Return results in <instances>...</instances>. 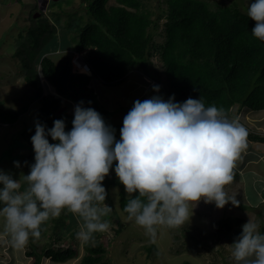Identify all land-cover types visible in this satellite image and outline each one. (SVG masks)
<instances>
[{"label":"trees","instance_id":"1","mask_svg":"<svg viewBox=\"0 0 264 264\" xmlns=\"http://www.w3.org/2000/svg\"><path fill=\"white\" fill-rule=\"evenodd\" d=\"M83 2L87 5L88 18L76 33L74 49L64 51L54 58L49 55L47 46L57 38L58 27L44 11L35 16L39 11V1L29 4L27 0H6L4 3L0 0V5L9 4L14 9L10 18L0 21V24L4 23L0 25V43L7 41L6 38L15 42L13 57L23 64L27 83L37 91L31 101L23 105L13 108L0 106V123L13 124L28 110L31 102L36 100L38 103L35 122L22 131V136L31 148L23 162L26 172L30 171V165L35 162L31 142V136L35 134V123L38 121L46 125L47 129L54 126V120L64 119L65 130L70 131L74 108L80 101H84V107L99 112L105 123L115 129L116 141L120 140L123 122L114 121L116 111L109 109L98 97L92 85L93 80H99L104 85L121 84L131 71L139 70L155 79L154 85L160 86L159 92H163L165 100L173 94L175 102L179 103L189 97H202L205 107L214 104L222 107L229 118L238 119L240 110H264V42L253 37L251 29L255 21L247 16L246 9L242 8L238 0L229 4L224 0L215 4L206 0H161L162 10L156 17L145 0ZM162 19L165 21L161 24ZM160 27L165 36L162 42L154 38ZM74 50L86 51L84 58L90 64V73L74 70ZM155 55L164 69L160 70L156 66L153 59ZM161 74L165 75V83L161 82ZM42 77L53 90H47L49 88L45 87L46 82H42ZM235 106L238 109L233 112ZM64 107V111L60 112ZM239 122L247 129L250 140L264 143V132L252 129L241 119ZM49 142L56 143L53 140ZM115 165L114 161L109 175L102 183L107 191L106 200H113V186L120 187V205L124 210L132 197L125 192L116 176ZM239 178V172L234 168V181L238 182ZM248 206L253 211L258 207L251 204ZM263 221L258 219L261 234H264ZM47 223L52 224L51 237L59 241L62 239L60 230H70L77 225L78 228L71 233L75 238L80 227L77 216L63 211L59 217L50 218L41 225L39 241H42L45 234H49L50 230L45 226ZM119 223L122 225L121 220ZM245 223L244 215L227 213L216 221L215 231L224 236L236 225ZM0 230L3 232V226H0ZM95 234L94 240L83 242L82 256L80 248L73 243L64 245L49 240L40 246L32 238L26 254L34 258L35 264H40L46 257L57 262L69 260L70 263L80 258L78 264H110L106 259V247L98 239L101 233ZM145 247L149 252L162 254L155 242L145 244ZM182 264L192 262L186 259L182 260Z\"/></svg>","mask_w":264,"mask_h":264},{"label":"clouds","instance_id":"2","mask_svg":"<svg viewBox=\"0 0 264 264\" xmlns=\"http://www.w3.org/2000/svg\"><path fill=\"white\" fill-rule=\"evenodd\" d=\"M246 11L255 21L253 37L264 42V0L250 2ZM155 83L150 86L154 96L136 100L124 117L119 141L115 129L94 108L84 107V101L74 108L70 131L64 119L54 120L47 129L35 123V162L23 175L27 186L21 191L20 179L0 170V219L12 248L21 251L30 238L38 240L41 225L65 210L81 221L76 237L84 243L108 231L109 222L103 218L112 209L104 203L102 182L114 161L115 174L132 197L124 207L127 218L152 239L158 226L189 223L192 202H214L217 208L229 201L239 205L225 187L232 183L236 163L248 146L247 129L222 107H205L202 97L179 103L173 94L165 101ZM13 163L20 167L18 161ZM231 245L236 264H264V234L257 223L243 224Z\"/></svg>","mask_w":264,"mask_h":264},{"label":"rangeland","instance_id":"3","mask_svg":"<svg viewBox=\"0 0 264 264\" xmlns=\"http://www.w3.org/2000/svg\"><path fill=\"white\" fill-rule=\"evenodd\" d=\"M6 0H2L4 3ZM29 4L35 0H27ZM115 0H111L113 3ZM213 4L221 3L222 0H206ZM226 3H231L233 0H224ZM155 12V17L162 10L160 7L161 0H145ZM242 4V8L247 10L250 2L254 0H238ZM3 8H2V7ZM86 3L83 0H50L48 8L45 11L46 16L54 22L58 27L57 38L53 43L47 46L49 55L57 58L64 51L74 49L77 42L76 33L85 23L87 16ZM164 6V5H163ZM13 7L9 4L0 5V21L10 18L13 12ZM2 17V18H1ZM165 21L162 19L161 24ZM1 23L0 25H3ZM155 40L162 42L165 39L161 31V27L154 35ZM2 32L0 31V42L2 41ZM7 41L0 43V106L13 108L18 105L30 102L31 97L37 94V91L30 87L25 79V70L18 58L13 57L15 52V42L6 38ZM76 51V50H74ZM158 56L153 57L156 66L160 70L164 69L162 62L158 61ZM136 79H131L132 77ZM161 82L165 83V75L161 74ZM95 79V77H93ZM94 81V80H93ZM99 81V80H98ZM136 82V90L134 94L139 93L140 97L136 100H145L152 96L150 86L156 82L154 78H150L142 71L133 70L123 81V84H114L107 86L110 94H124L123 88L126 83L132 85ZM101 82H92L95 89L98 91V84ZM127 85L126 87L130 86ZM53 90L50 83L46 82V86ZM150 88V89H149ZM108 92H103L101 96L107 95ZM162 96L163 92H159ZM163 97V96H162ZM164 99V97H163ZM165 100V99H164ZM167 100V99H166ZM165 100V101H166ZM133 101V105L134 102ZM117 101L116 105H120ZM5 103V104H4ZM111 104L114 103L111 101ZM131 104V103H130ZM121 108V105L119 106ZM38 108L37 101L30 103L28 110L23 113L20 118L13 124L0 123V170L6 173H11L14 179H20L21 191L27 186L23 180V175L29 174L23 168V162L26 156L31 152L26 138L22 136V131L36 120V112ZM237 106L233 112L237 111ZM130 111V110H129ZM128 111V112H129ZM126 112V114L128 113ZM239 113V112H238ZM115 119V114H114ZM247 126L259 132H264V110H240L238 114ZM52 142V139H49ZM247 148L242 153L241 159L236 163V169L239 172V180L232 181L231 184L225 187L229 197H235L239 201L238 206H234L229 201L223 208H217L215 203H205L203 200L196 205L195 202L190 204L193 208V214L190 217V222H186L179 228H167L164 226L157 227V234L154 239L150 238L145 230L136 225L134 220H128V214L121 208L120 205V187L113 186L111 188V196L113 200L107 199L104 203L111 207L112 211L103 219L109 222V229L100 234L99 241L104 243L106 247V259L110 264H182V260H190L192 264H236L232 257V243L242 232V225H236L234 229L227 235H220L216 230V221L224 214H242L246 218V222L251 220L258 224V219H264V143L255 142L247 137ZM14 161L20 163V167L14 165ZM2 187V185H0ZM249 204H257V210H251ZM103 206V205H102ZM66 211V210H65ZM121 212V213H120ZM260 212L262 213L260 214ZM261 216V217H260ZM263 218V219H262ZM121 220L122 225H120ZM81 223V221H80ZM264 224V221H263ZM0 226H3V220L0 219ZM50 230L49 234H45L41 240H37L41 246L49 240L56 244L70 245L74 244L79 247L80 256L84 254L83 241L72 237V232L75 225L70 230H60L61 241L51 237L53 230L51 223L45 224ZM121 227V228H120ZM120 228V229H119ZM119 229V231H118ZM260 229V226H259ZM65 231V233H64ZM96 235V234H95ZM5 238V239H4ZM4 239V243H3ZM57 240V241H56ZM31 238L29 240V243ZM155 242L157 249L161 255L156 252H149L145 244ZM29 246L20 249H14L6 242L4 233L0 230V264H35L34 258L28 256L25 251ZM15 256L13 255V253ZM8 254L10 256H8ZM80 258L70 261L71 264H78ZM67 261H53L50 258H43L40 264H70Z\"/></svg>","mask_w":264,"mask_h":264},{"label":"crops","instance_id":"4","mask_svg":"<svg viewBox=\"0 0 264 264\" xmlns=\"http://www.w3.org/2000/svg\"><path fill=\"white\" fill-rule=\"evenodd\" d=\"M131 79L135 80L136 79V76L135 78L132 77ZM92 82H98L97 80H94ZM133 84L130 85L129 83H126L124 85L125 88H123L125 90L124 94H110L107 90V86L109 85H104L103 83L102 84H98V97L105 103V105L109 108V109H112V110H115L116 113H115V119L114 121L116 123H122L123 122V119L124 117L127 115L126 112H128L129 110H131V108L133 107V101H135V99L139 98L140 97V94L139 93H135V90L137 88L136 86V82H132ZM123 84V82L121 83ZM93 85V84H92ZM127 85H130L128 87H126ZM101 89L103 92L106 93V91L108 92V94L106 95H103L101 96L102 94L101 93ZM135 89V90H134ZM137 91V90H136ZM152 92H156L154 90H152ZM111 101L114 103V105L111 104ZM117 101H120L119 103H122L120 104L121 105V108L119 107L120 105H116L115 103H117ZM131 103V104H130Z\"/></svg>","mask_w":264,"mask_h":264},{"label":"built area","instance_id":"5","mask_svg":"<svg viewBox=\"0 0 264 264\" xmlns=\"http://www.w3.org/2000/svg\"><path fill=\"white\" fill-rule=\"evenodd\" d=\"M86 51L83 52H75L73 55V67L74 70L79 72H91L90 64L85 60L84 55ZM86 69V71H85ZM44 80V79H42Z\"/></svg>","mask_w":264,"mask_h":264},{"label":"water","instance_id":"6","mask_svg":"<svg viewBox=\"0 0 264 264\" xmlns=\"http://www.w3.org/2000/svg\"><path fill=\"white\" fill-rule=\"evenodd\" d=\"M39 1V9L40 11H45L47 9L49 0H38ZM41 12H37L35 16L40 15ZM65 107L60 110V112L64 111Z\"/></svg>","mask_w":264,"mask_h":264}]
</instances>
